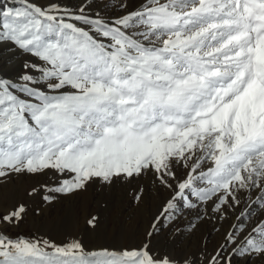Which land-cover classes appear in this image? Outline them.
Returning a JSON list of instances; mask_svg holds the SVG:
<instances>
[{
  "label": "snow or ice",
  "instance_id": "6c2138e0",
  "mask_svg": "<svg viewBox=\"0 0 264 264\" xmlns=\"http://www.w3.org/2000/svg\"><path fill=\"white\" fill-rule=\"evenodd\" d=\"M14 177H50L48 203L96 182L158 203L140 242L88 250L14 231L32 186L0 201V264H264V0H0Z\"/></svg>",
  "mask_w": 264,
  "mask_h": 264
},
{
  "label": "rangeland",
  "instance_id": "374dc122",
  "mask_svg": "<svg viewBox=\"0 0 264 264\" xmlns=\"http://www.w3.org/2000/svg\"><path fill=\"white\" fill-rule=\"evenodd\" d=\"M15 59L19 60L20 57ZM50 180V177H14L7 184L0 185V201L23 198L26 190L32 186L37 188V192L27 200L28 217L14 231L29 238L50 239L57 244L76 239L88 250L118 248L126 244H136L143 239L150 213L155 211L158 203V198L153 192V198L148 204L137 206L131 200L132 189L127 185H105L98 182L90 183L85 189L69 196L56 194V199L48 203L43 200L42 185L50 183ZM90 215L99 218L98 228L87 226L86 220ZM182 219L186 223L188 217ZM201 234L197 232L193 236L186 232L181 239L175 234L169 235L168 230L164 229L155 242L176 240L180 246L185 247L192 241L194 243V240L198 241ZM217 238L219 234L213 233L211 244H214Z\"/></svg>",
  "mask_w": 264,
  "mask_h": 264
},
{
  "label": "bare ground",
  "instance_id": "6f19581e",
  "mask_svg": "<svg viewBox=\"0 0 264 264\" xmlns=\"http://www.w3.org/2000/svg\"><path fill=\"white\" fill-rule=\"evenodd\" d=\"M154 206V205H153ZM209 227H211L210 225H205L204 227H203V229H202V232H203V234H206L207 233V229L209 228ZM128 228V227H127ZM131 229V228H130ZM123 238V237H122ZM217 239H219V238H217ZM163 240V239H162ZM161 241V240H160ZM217 241V240H216ZM163 242V241H162ZM191 242V241H190ZM109 244V243H108ZM196 245H197V240H194V243H193V241L191 242V244H189L188 246H185L184 248H188L189 250H195V248H196ZM117 247V246H116Z\"/></svg>",
  "mask_w": 264,
  "mask_h": 264
}]
</instances>
